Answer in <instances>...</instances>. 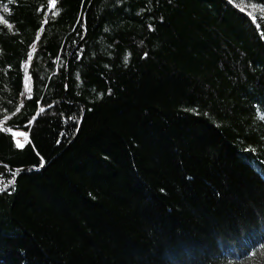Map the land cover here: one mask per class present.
I'll list each match as a JSON object with an SVG mask.
<instances>
[{
  "label": "trees",
  "instance_id": "trees-1",
  "mask_svg": "<svg viewBox=\"0 0 264 264\" xmlns=\"http://www.w3.org/2000/svg\"><path fill=\"white\" fill-rule=\"evenodd\" d=\"M0 17V264H264V0Z\"/></svg>",
  "mask_w": 264,
  "mask_h": 264
},
{
  "label": "snow or ice",
  "instance_id": "snow-or-ice-1",
  "mask_svg": "<svg viewBox=\"0 0 264 264\" xmlns=\"http://www.w3.org/2000/svg\"><path fill=\"white\" fill-rule=\"evenodd\" d=\"M55 2H56V0H52L53 5L55 4ZM4 10L7 11V9H4ZM0 19H2V17H0ZM45 22H47V21H45ZM29 59H31V57H29ZM25 67H27V65H25ZM26 83H27V81H26ZM27 91L30 92L31 88L28 87ZM17 135H19V134H17ZM16 146L22 148L24 146V144H23V142L20 139H17L16 140ZM4 190H5V188L0 187V191H4Z\"/></svg>",
  "mask_w": 264,
  "mask_h": 264
},
{
  "label": "rangeland",
  "instance_id": "rangeland-1",
  "mask_svg": "<svg viewBox=\"0 0 264 264\" xmlns=\"http://www.w3.org/2000/svg\"><path fill=\"white\" fill-rule=\"evenodd\" d=\"M252 10H253V8H252ZM27 88H28V85L26 86V91H27ZM26 94V93H25ZM17 134H19V135H17ZM15 138H16V140L17 139H20L22 142H23V144H25L26 142H27V135H25V134H23V133H21V132H17V133H15Z\"/></svg>",
  "mask_w": 264,
  "mask_h": 264
}]
</instances>
